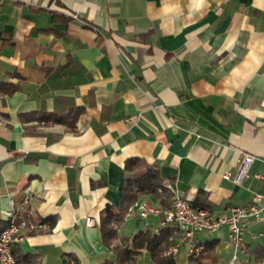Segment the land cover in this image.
Instances as JSON below:
<instances>
[{
	"label": "crops",
	"instance_id": "0c3cea01",
	"mask_svg": "<svg viewBox=\"0 0 264 264\" xmlns=\"http://www.w3.org/2000/svg\"><path fill=\"white\" fill-rule=\"evenodd\" d=\"M0 81L18 87L0 93V223L16 213L39 226L16 259L114 262L98 223L137 157L214 215L261 195L237 257L264 264V0H0ZM242 152L255 161L236 185L222 175ZM169 197L140 195L162 213L140 218L132 203L118 235L157 230ZM193 239L214 243L202 264L234 253L225 226ZM173 253L190 264L185 245Z\"/></svg>",
	"mask_w": 264,
	"mask_h": 264
},
{
	"label": "built area",
	"instance_id": "2783aa9c",
	"mask_svg": "<svg viewBox=\"0 0 264 264\" xmlns=\"http://www.w3.org/2000/svg\"><path fill=\"white\" fill-rule=\"evenodd\" d=\"M255 156L247 152L240 153L236 159L234 172H226L222 175L224 179L231 180L236 185H241L248 177ZM255 178L264 183V174H255ZM162 185L169 191V207L164 211V217L159 226L170 225L174 228L176 240L173 245V252L183 245L187 247L188 254H199L204 246L197 244L193 235L196 232L212 233L220 227H227L228 241L233 247L234 253L228 264H239L237 253L244 252V236L247 231L249 220H260L261 208L258 204L261 195L257 194L254 201L246 206H235L230 209V215H214L205 208L194 206L187 198L180 196L174 186L165 180ZM136 213L140 218L148 215H159L162 210L146 200H136L128 209ZM86 224L90 227L96 226L94 218L87 217ZM38 225L30 224L24 216L11 214L5 226L0 230V264H17L12 247L16 241L21 239V234L26 228L37 229ZM70 264H73L71 262Z\"/></svg>",
	"mask_w": 264,
	"mask_h": 264
},
{
	"label": "trees",
	"instance_id": "16d2710c",
	"mask_svg": "<svg viewBox=\"0 0 264 264\" xmlns=\"http://www.w3.org/2000/svg\"><path fill=\"white\" fill-rule=\"evenodd\" d=\"M57 16L66 20L63 16L54 13V18ZM17 88L16 84L0 81V93L11 94ZM47 118L49 117H42V119ZM52 120L64 122L62 118H53ZM124 171L126 176L119 206L106 205L98 223L103 245L115 255L114 262L106 260L103 264H136L137 257L144 251L149 254L152 264H176L172 250L176 235L172 226L158 227L155 231L152 229L138 230L131 237L118 235L115 225L123 220L128 207L140 195L157 194L159 189L163 193L170 194L161 185L158 169L146 164L142 159L137 157L127 159L124 163ZM198 193L201 195L202 191ZM5 224L1 225L0 223L2 226L0 230ZM50 226H53V221L50 222ZM213 244V242H207L204 244L201 253L189 254L188 261L190 264H202V258L211 252ZM260 258L261 255H258L255 262H259ZM69 259L73 260L74 263L76 262L72 256H69ZM16 262L17 264H37L31 258H27L26 261L16 259ZM66 264H68L67 261Z\"/></svg>",
	"mask_w": 264,
	"mask_h": 264
},
{
	"label": "rangeland",
	"instance_id": "374dc122",
	"mask_svg": "<svg viewBox=\"0 0 264 264\" xmlns=\"http://www.w3.org/2000/svg\"><path fill=\"white\" fill-rule=\"evenodd\" d=\"M136 229H137L136 225H133V229H132L131 232H134ZM121 232L122 233L123 232H127L126 229H125V226L121 229ZM138 264H151L150 256H149V254L147 252L144 254V256H140L139 257V263ZM179 264H183V263L180 261Z\"/></svg>",
	"mask_w": 264,
	"mask_h": 264
}]
</instances>
